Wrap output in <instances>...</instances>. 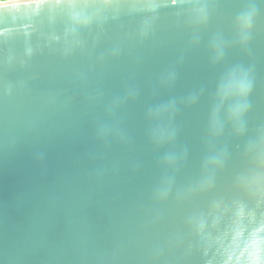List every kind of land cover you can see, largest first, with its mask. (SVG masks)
<instances>
[{"label":"water","instance_id":"95a60500","mask_svg":"<svg viewBox=\"0 0 264 264\" xmlns=\"http://www.w3.org/2000/svg\"><path fill=\"white\" fill-rule=\"evenodd\" d=\"M261 225L264 0H0V264H247Z\"/></svg>","mask_w":264,"mask_h":264},{"label":"clouds","instance_id":"9594fccd","mask_svg":"<svg viewBox=\"0 0 264 264\" xmlns=\"http://www.w3.org/2000/svg\"><path fill=\"white\" fill-rule=\"evenodd\" d=\"M264 232V225L254 230L251 235V239L248 241L246 251H249V260L247 264H264V260L261 259V252H264V236L260 233ZM241 233H237V238ZM232 257L229 256L228 261L225 264H230Z\"/></svg>","mask_w":264,"mask_h":264}]
</instances>
